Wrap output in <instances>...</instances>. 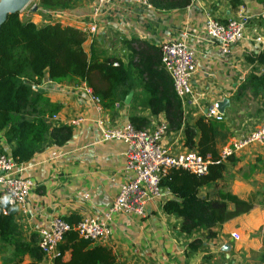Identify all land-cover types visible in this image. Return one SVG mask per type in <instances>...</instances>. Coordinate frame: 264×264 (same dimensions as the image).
<instances>
[{
	"label": "crops",
	"instance_id": "0c3cea01",
	"mask_svg": "<svg viewBox=\"0 0 264 264\" xmlns=\"http://www.w3.org/2000/svg\"><path fill=\"white\" fill-rule=\"evenodd\" d=\"M240 1L237 8H232L229 0H190L184 8L162 10L149 3L145 6L125 0H112L101 7H94L90 0H75L63 10L34 5L29 20L37 26L58 21L78 28L93 21L96 30L87 34L83 49L88 52L92 46L97 57L119 58L123 64L127 63L126 43L130 40L159 46L185 33L196 58V69L190 80L191 98H178L184 122L193 124L198 117H204L209 105L226 99L227 104L219 110V121L231 134L225 147L236 136L229 116L236 104L237 88L245 79L240 81L241 75L246 74L243 70L264 72V68L246 60L264 48V0ZM209 16L219 20L246 18L243 37L230 54L221 55L207 41L203 25ZM131 77L128 102H123L124 96L110 108L103 107L100 101L97 108L85 92V84L78 79L45 75L39 85L29 84L33 92L57 107L51 113L39 110L24 114L26 119L40 118L45 122L41 144L20 173L33 186L23 210L15 209L13 217L21 240L29 246L38 247L39 231L55 217L78 221L101 218L108 211L119 185L126 179L125 146L120 141L102 140L103 131L128 122L130 113L147 117L149 129L163 119L162 114L149 115L143 107L140 81L135 74ZM77 118L81 120L74 123ZM57 127L70 130L69 138L61 144L50 138V130ZM182 138L177 131L166 135L163 142L173 152L182 151L186 150ZM14 148L13 142H4L0 131V150L9 154ZM224 165L221 178L198 188L199 197L220 205L210 228L212 236L207 237L202 228L181 233V218L165 214L164 200L154 198L142 216L112 212L107 221L108 236L93 243L109 247L115 256L114 264H263L259 255L264 251V146H242ZM192 240H199L200 246L189 251L186 247ZM14 245L8 237H0V264H52L54 254H41L35 262L16 251ZM68 255L65 251L62 259L67 260Z\"/></svg>",
	"mask_w": 264,
	"mask_h": 264
},
{
	"label": "trees",
	"instance_id": "16d2710c",
	"mask_svg": "<svg viewBox=\"0 0 264 264\" xmlns=\"http://www.w3.org/2000/svg\"><path fill=\"white\" fill-rule=\"evenodd\" d=\"M75 0H37V7L63 10L72 6ZM156 9H181L190 0H146ZM232 8H237L240 0H229ZM87 34L81 28L63 25L58 21L41 25L29 19H20L18 12H7L0 24V131L4 142H13L15 148L9 155L17 164L26 163L37 151L45 130V122L40 118L26 119L24 114L35 111L54 112L57 107L46 98L29 88V84L39 85L42 78H71L82 81L99 98L105 108L121 100L132 89V74L140 81L144 104L149 115L162 114L168 133H182V146L193 149L201 156L210 157V163L203 174H196L179 167H169L160 178L159 186L167 189L172 198L162 202L165 214L181 218L179 231L189 234L196 228L206 230L207 237L215 223V210L219 204L199 197L198 188L214 183L221 178L225 169L219 160V148L231 136L223 121L198 117L193 124L183 119L181 103L176 96L172 80L160 65L159 46L143 41L130 40L126 43L127 63L119 58L97 57L92 49L86 52L83 42ZM249 64L264 68V48L255 55L246 57ZM248 92L254 98L261 97L259 110L264 114V72L253 69L245 76L237 88L235 100ZM128 123L136 130L148 128V118L130 113ZM70 136L66 127L50 130V138L61 144ZM0 153L3 151L0 150ZM231 156L227 158L229 160ZM0 207V237L14 241L15 250L27 254L35 262L41 253L38 247L29 246L21 240L13 221L14 209L6 204ZM69 230L56 246L52 264H114L115 256L106 246L93 243L77 236L73 226L77 221L62 218ZM200 246L199 240H192L186 249L192 251ZM68 251V259L62 255ZM264 264V251L259 255ZM19 264V263H18ZM35 264V263H31Z\"/></svg>",
	"mask_w": 264,
	"mask_h": 264
},
{
	"label": "built area",
	"instance_id": "2783aa9c",
	"mask_svg": "<svg viewBox=\"0 0 264 264\" xmlns=\"http://www.w3.org/2000/svg\"><path fill=\"white\" fill-rule=\"evenodd\" d=\"M98 7L109 4L112 0H90ZM128 2L148 6L146 0H125ZM95 13V8H93ZM246 18H226L219 20L211 16L204 21V35L221 55L231 53L233 46L243 37ZM86 34L94 33L95 23L81 28ZM186 35L175 40H169L159 45L160 65L172 80L176 96L182 100L191 98L190 80L196 69V58L186 42ZM84 90L91 102L98 108L99 98L92 95L84 86ZM194 101V99H193ZM205 118L221 120L219 102H213L204 111ZM80 118L74 121L77 123ZM166 122L162 119L157 124L144 130L134 129L128 122L110 129H105L102 140H115L124 144V172L126 179L119 185L107 212L101 218L87 217L80 219L73 226L78 237L89 241L105 239L109 234L107 224L112 212L123 214L144 215L145 207L154 198L165 200L170 193L159 186L160 178L169 167H179L196 174H203L210 163L208 154L201 156L195 150L186 149L173 152L164 144L167 134ZM249 143L264 146V119L245 136L233 139L229 146L219 151V160L225 161L233 152ZM23 164H17L7 153H0V203L12 207L14 210H23L27 195L33 182L20 173ZM4 212V209H2ZM70 226L61 218H53L47 227L38 233L37 246L41 254L52 256L56 253V246L69 230ZM238 239L236 234H231Z\"/></svg>",
	"mask_w": 264,
	"mask_h": 264
},
{
	"label": "rangeland",
	"instance_id": "374dc122",
	"mask_svg": "<svg viewBox=\"0 0 264 264\" xmlns=\"http://www.w3.org/2000/svg\"><path fill=\"white\" fill-rule=\"evenodd\" d=\"M36 1L37 0H29L20 10L17 11L20 19L22 20L32 19V12H33L32 9L34 8ZM38 14L39 13H37V15ZM249 70L250 68L247 69V71L243 70V72H246L247 74ZM246 74L241 75V79H240L241 82H243V79L246 76ZM260 98H261L260 96L254 98L250 95V93L245 92L242 94V96H240L239 99H236V104L229 116V118L232 121L231 128H233L236 134L234 139H237L241 136H245L246 134L251 132L264 119V114L261 113L259 110ZM216 259H220V261H225V259L221 257H218ZM212 264H220V263L215 262Z\"/></svg>",
	"mask_w": 264,
	"mask_h": 264
},
{
	"label": "water",
	"instance_id": "95a60500",
	"mask_svg": "<svg viewBox=\"0 0 264 264\" xmlns=\"http://www.w3.org/2000/svg\"><path fill=\"white\" fill-rule=\"evenodd\" d=\"M29 0H0V24L7 12H16L20 10ZM131 96V92L127 93L123 99L127 103ZM227 104L226 99L219 101V110L222 111L223 107Z\"/></svg>",
	"mask_w": 264,
	"mask_h": 264
}]
</instances>
